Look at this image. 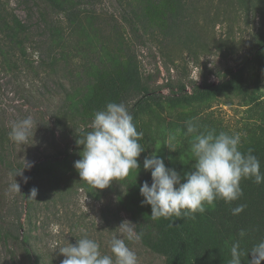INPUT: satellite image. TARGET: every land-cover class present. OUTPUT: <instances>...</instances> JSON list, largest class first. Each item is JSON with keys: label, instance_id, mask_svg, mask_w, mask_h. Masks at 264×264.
<instances>
[{"label": "rangeland", "instance_id": "374dc122", "mask_svg": "<svg viewBox=\"0 0 264 264\" xmlns=\"http://www.w3.org/2000/svg\"><path fill=\"white\" fill-rule=\"evenodd\" d=\"M3 1L23 21L31 19L35 26L54 14L38 0ZM139 1H79L83 24L75 33L78 41L74 46L81 49L78 44L82 43L89 59L115 50L117 36L129 31L125 22L128 3ZM155 12L159 18L181 17L189 22L185 32L178 38H169L165 44H156L152 39L136 45L142 73L151 78L157 92L168 94L171 87L177 90L178 84L191 90L194 82L217 83L226 70L245 67L243 81L258 99L253 101L231 91L191 105L153 106L138 119L137 130L144 133L140 143L145 147L138 157L139 169L131 170L126 178L113 181L105 189H97L81 180L74 162L82 157L76 154L71 163H55L56 172L36 177L33 188L38 189V194L35 199L26 200L22 192L30 169L22 170L24 160L32 165L67 145L58 132L51 139L42 119L43 114H53L48 110L57 105L60 91L50 80L16 83L0 68V127L11 129L15 122L29 116L37 125L26 144L11 145L13 160L18 162L22 174L13 179L0 165V227L13 223L18 212H22L23 223L20 242L0 240V264H61L65 257L59 248L68 243L75 245L84 233L100 243L102 253L111 254V237L121 235L117 226L124 220L135 224L134 206L151 211L150 205L141 203L144 197L140 186L145 181L152 182L151 171L143 168L144 159L155 153L180 177L193 168V136L186 134V121L193 120L203 131L242 133V144L264 140V70L244 64L255 32L264 26V0H157ZM40 55L35 54L33 60L37 62ZM30 90L33 99L28 96ZM170 135L176 136L175 151L163 145ZM15 182L20 192L12 190ZM230 240L228 247L234 243L232 237ZM127 243L137 252L139 264H165L164 257L153 253L142 241Z\"/></svg>", "mask_w": 264, "mask_h": 264}, {"label": "trees", "instance_id": "16d2710c", "mask_svg": "<svg viewBox=\"0 0 264 264\" xmlns=\"http://www.w3.org/2000/svg\"><path fill=\"white\" fill-rule=\"evenodd\" d=\"M38 1L54 14L35 26L31 19L23 21L0 0V68L16 83L32 84L42 79L54 83L60 91V98L57 105L48 110L53 114H43L42 119L51 139L56 138L58 132L67 141V145L60 147L56 154L28 167L30 170L26 171L27 180L22 192L26 200L31 199L36 177L44 172H56L57 162L71 163L75 156H81L83 146L78 145L77 140L91 131L94 113L104 109L109 102L125 103L137 126L140 116L153 106L191 105L231 91L253 101L258 99L243 81L245 67L226 70L217 83L194 82L191 90L185 84H178L177 90L171 87L168 94L157 92L151 85V78L142 73L136 45L148 40L152 42V39L156 44H165L169 38H178L185 32L189 23L181 17L159 18V13L155 12L157 0L128 3L125 18L128 34L117 36L115 50L92 59L86 56L82 43L78 44L81 49L74 46L78 41L75 33L83 24L81 0ZM41 53L35 62L33 56ZM244 60V64H253L259 71L264 70V26L255 32ZM33 95L30 90L28 96L33 99ZM10 130L6 126L0 127V165L13 173L21 168L13 160L14 142L9 139ZM249 148L260 161V171L264 174V140L254 139L242 144L240 150L246 153ZM181 182H185V175L181 176ZM240 186L243 196L239 200L231 204L216 200L214 207L205 205L206 211L196 213L194 219L172 216L153 220L149 209L145 211L134 206L132 215L136 230L143 232L142 243L153 253L163 256L165 264H229L231 247L227 245L228 239L232 237L234 242L240 241L245 250L264 240V183L257 185L253 179H244ZM238 204H246V208L234 216L231 208ZM22 227V212H18L13 223L6 228L0 227V240L10 244L20 242ZM241 229L246 231L242 239L239 236ZM251 260L252 253L248 252L242 257L241 264H250Z\"/></svg>", "mask_w": 264, "mask_h": 264}, {"label": "clouds", "instance_id": "9594fccd", "mask_svg": "<svg viewBox=\"0 0 264 264\" xmlns=\"http://www.w3.org/2000/svg\"><path fill=\"white\" fill-rule=\"evenodd\" d=\"M36 122L29 116L15 122L8 133L9 139L17 144H26L32 136ZM186 134L193 136L191 153L194 156L193 171L185 174V182L180 175L166 167L164 160L155 153L143 161L144 170L151 171L152 183L145 181L140 186L144 197L142 204L151 206V218L168 219L172 216L195 218L196 213L203 214L205 205L215 206L216 200L231 204L243 196L240 182L253 179L259 185L264 183V174L260 171V161L253 155V150L246 153L240 150L242 136L239 132L205 129L193 120L186 121ZM144 133L137 130L133 115L125 103L109 102L105 108L94 113L91 131H87L77 140L83 146L81 159L74 162L81 180L97 189L109 187L113 181L126 178L130 171L139 169L138 157L145 150L140 143ZM170 150L177 149L176 136L170 135L164 142ZM32 165L24 160L22 168ZM22 170L11 173L13 179L22 174ZM27 178H25L26 180ZM15 181V180H14ZM12 190L20 192L18 183L11 185ZM38 189L31 190L30 198L35 199ZM246 204L231 208V214H241ZM121 235H113L109 241L111 254L101 251L100 243L84 233L75 245L68 243L60 247L65 257L61 264H139L137 252L127 242H139L143 232L136 230V224L124 220L116 228ZM240 238L246 236L241 229ZM252 253L250 264L264 261V240L256 243L250 250L241 247L235 241L230 248L229 264H241L242 257Z\"/></svg>", "mask_w": 264, "mask_h": 264}]
</instances>
